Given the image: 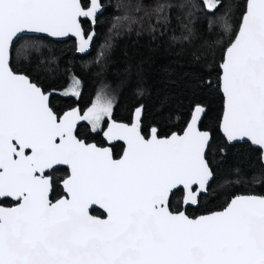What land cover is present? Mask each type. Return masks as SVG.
<instances>
[{
	"label": "snow or ice",
	"instance_id": "1",
	"mask_svg": "<svg viewBox=\"0 0 264 264\" xmlns=\"http://www.w3.org/2000/svg\"><path fill=\"white\" fill-rule=\"evenodd\" d=\"M200 3L215 17L208 20L209 31L216 24L233 33L231 0ZM129 7L143 15L125 16L127 27H142L146 17H154L152 32L170 23L172 9L184 13V40L200 11L192 0H164L154 7L136 0ZM100 8V0L87 5L0 0V198L16 201L0 207V264H264V195H236L221 211L196 217L171 207L177 195L187 206L210 192L214 169L206 150L211 133L198 126L206 111L202 105L194 106L182 134L167 137L156 128L149 138L141 133L143 105L131 125L113 121L105 136L127 144L114 159L110 148L86 143L77 133L81 121L96 130L110 119L111 99L98 93L83 114L73 108L61 116L50 105L52 93L14 70L15 43L28 32L72 34L78 51H86L94 33L86 34L81 18L94 23ZM21 53L26 60L32 56L25 45L17 50ZM221 68L223 132L229 142L248 138L259 146L264 164V0H246ZM79 85L73 74L68 93L78 96ZM61 165L69 171L61 178L65 195L57 199L55 173ZM235 173L229 183L244 179L239 168ZM258 176L264 178V169L252 179ZM94 205L106 210V218L90 213Z\"/></svg>",
	"mask_w": 264,
	"mask_h": 264
},
{
	"label": "trees",
	"instance_id": "2",
	"mask_svg": "<svg viewBox=\"0 0 264 264\" xmlns=\"http://www.w3.org/2000/svg\"><path fill=\"white\" fill-rule=\"evenodd\" d=\"M136 0H102L105 7L93 27L84 21L85 31L93 28L96 38L91 52L86 56L76 53L73 38L55 41L43 36H24L15 44L12 66L15 71L30 75L45 91L58 93L68 88L73 74L80 81L79 95L55 96L50 104L58 114L73 108L83 114L95 102L98 93H103L113 102V121L132 122L134 113L143 105L142 132L148 137L156 128L160 136L181 133L186 127L195 105H202L206 114L202 129L213 136L207 158L214 169V180L208 195L200 198L197 207L187 208V213L196 217L201 214L223 209L236 195H264V178L253 180V173L259 174L264 165L259 160L260 150L249 143L229 144L222 136L220 123L224 110V96L221 91V64L226 47L238 31L241 16L246 9V0H231L233 7V33L226 34L214 24L209 31L211 13L203 10L200 0H192L200 7L193 17L192 34L187 33L182 23L184 13L177 9L171 11L169 24L157 25V31L149 29V23L156 24L153 17H147L142 27L129 29L125 16L143 15L136 13L130 4ZM146 7H154L164 0H143ZM87 5L88 1L83 0ZM228 4H225V8ZM225 9L218 10V14ZM181 19H177V16ZM120 18L118 21L117 18ZM116 24L117 28H113ZM219 41V43H217ZM42 43L47 49H30L32 56L18 63L17 50L21 45ZM104 55L101 56L100 54ZM99 60V63H97ZM53 61V63H51ZM81 138L105 144L100 134H94L86 125L79 133ZM120 145L114 147L119 154ZM223 148L224 152L220 149ZM239 168L244 179L236 184L235 170ZM13 205L10 200L2 202ZM173 209L182 210L179 195L172 201ZM94 213L102 215L100 210Z\"/></svg>",
	"mask_w": 264,
	"mask_h": 264
},
{
	"label": "water",
	"instance_id": "3",
	"mask_svg": "<svg viewBox=\"0 0 264 264\" xmlns=\"http://www.w3.org/2000/svg\"><path fill=\"white\" fill-rule=\"evenodd\" d=\"M88 2H89V0H87ZM100 2H101V8H100V10L98 11V13H97V17H96V20H95V22L93 23L90 19H88V18H81V24H82V26H83V22L84 21H89L90 23H91V25L94 27L96 24H97V20H98V17L103 13V11H104V9H105V7L103 6V4H102V0H100ZM81 3L83 4V0H81ZM83 28H84V26H83ZM84 30H85V28H84ZM86 32V31H85ZM89 33H94V35H93V39H92V41H91V44H90V47L86 50V51H84V52H80V51H78V47H79V42H78V38L75 36V35H72V34H70L69 36H67V37H51V36H49L48 34H45V33H35V32H28V33H26V34H22L21 36H20V38L21 37H24V36H43V37H48V38H50V39H52V40H55V41H64V40H69V39H71V38H73L74 40H75V42H76V53L79 55V56H86V55H88L90 52H91V50H92V46H93V43H94V41H95V38H96V31H95V29L93 28ZM86 34H87V32H86ZM18 42V40L16 41V43ZM15 43V44H16ZM223 63V62H222ZM11 64H12V58H11ZM222 65V64H221ZM24 74V73H23ZM221 76H222V68H221ZM221 91H222V93H223V90H222V82H221ZM50 93H52L51 94V96H50V101H51V98H52V96L55 94V91H50ZM223 96H224V93H223ZM224 105H225V97H224ZM70 111V110H69ZM67 112V111H66ZM205 114H206V111H205V113L202 115V117H201V121H200V123H199V128L202 130V131H208V130H203L202 129V127H201V125H202V122H203V119H204V117H205ZM223 114H224V110H223ZM142 116H143V113H142V115H141V119H140V125H141V133L143 134V132H142ZM134 120H135V113H134V116H133V120H132V122L131 123H127V122H122V121H114V122H116V123H122V124H128V125H131L133 122H134ZM190 120H191V116H190V119H189V121L188 122H190ZM82 122V121H81ZM81 122L78 124V127H79V125L81 124ZM113 121H111L109 124H108V126H107V128H106V130H105V132L108 130V127L111 125V123H112ZM222 122H223V115H222V119H221V123H220V131H221V134H222V136L226 139V141L229 143V144H237V143H249V144H251L254 148H257V149H259L260 151H261V149H260V147L259 146H256V145H254L248 138H243L242 140H238V141H231V142H229L228 140H227V137H226V135H225V133L223 132V129H222ZM188 124V123H187ZM78 127H77V130H78ZM186 127H187V125H186ZM186 127L184 128V130L186 129ZM183 130V131H184ZM183 131L181 132V133H179V132H174V133H179V134H182L183 133ZM104 132V133H105ZM210 132V131H209ZM211 133V132H210ZM173 134V133H172ZM144 135V134H143ZM159 135V134H158ZM145 136V135H144ZM150 136V135H149ZM149 136L148 137H146L145 136V138H149ZM160 136V135H159ZM104 137H105V139L107 140V146H105V147H103V148H110L111 149V151H112V153H113V148H112V146L113 145H115L116 143H123L124 144V150H123V152L126 150V147H127V144H126V142L125 141H123V140H109L106 136H105V134H104ZM160 137H167V136H160ZM86 142V141H85ZM212 142H213V136H212V134H211V140H210V142H209V147H208V149L206 150V157H207V155H208V152H209V149H210V146H211V144H212ZM87 143V142H86ZM91 144V143H90ZM95 144V143H94ZM97 147H99V146H97ZM102 148V147H101ZM123 155V154H122ZM121 155V156H122ZM113 158L114 159H116L115 157H114V153H113ZM119 159V158H118ZM264 165V164H263ZM61 166H63V167H67V166H64V165H61ZM61 166H57V167H61ZM213 180H214V178L210 181V185L212 184V182H213ZM242 195H248V194H242ZM4 199H6V198H0V207H8V206H5V205H3V204H1L2 203V201L4 200ZM8 199H11V200H13L15 203H16V201L14 200V198H8ZM200 201V200H199ZM230 202V201H229ZM199 205V203L197 204V205H183L182 204V206H183V209H182V211H185L186 212V214H188L187 213V208H189V207H197ZM227 206V205H226ZM225 206V207H226ZM95 209H97V210H100V211H102L105 215L104 216H99V217H101V218H106V210H104L100 205H94V206H92V208H90V213L92 214V215H94L93 213H92V211L93 210H95ZM222 210V209H221ZM221 210H216V211H221ZM210 213V212H209ZM205 214H208V213H205ZM205 214H201V215H205ZM189 215V214H188ZM95 216H98V215H95ZM200 216V215H199ZM192 217V216H191Z\"/></svg>",
	"mask_w": 264,
	"mask_h": 264
},
{
	"label": "flooded vegetation",
	"instance_id": "4",
	"mask_svg": "<svg viewBox=\"0 0 264 264\" xmlns=\"http://www.w3.org/2000/svg\"><path fill=\"white\" fill-rule=\"evenodd\" d=\"M50 91H55V94L52 96V98H51V100L55 97V96H62V97H65V96H67V97H69L70 95H67L66 93H65V90H63V91H61L60 93H58L56 90H49V91H46V92H50ZM51 102V101H50ZM51 105V104H50ZM66 111H68V110H65L64 112H62V113H60V114H58V115H63V113H65ZM82 114V113H81ZM111 121H113V118H112V115H111V118L109 119V118H106L105 119V121L102 123V126H101V129H98V130H93L92 129V127H91V124L89 123V122H87V121H82L81 122V124L79 125V127H78V130H77V133H78V136H79V133H80V131H81V128L83 127V126H88L89 128H90V131L92 132V133H94V134H100L101 136H102V139L104 140V142H105V144H102V145H100V144H98L97 142H94V141H87L85 138H81V136H79V138L80 139H83L84 141H86L87 143H95L97 146H99V147H105V146H107V140L105 139V137H104V132H105V130H106V128H107V126H108V124L111 122ZM127 123H130V122H127ZM118 145H120L121 146V148L119 149V154L117 155V156H115V154H114V157L116 158V159H118V158H120L121 157V155L123 154V150H124V144L123 143H116L115 145H113L112 146V148H113V153H114V147L115 146H118ZM57 172L55 173V176H56V180H57V183H56V185L54 186L55 187V192L53 193V197L54 198H61V197H63L64 195H65V190H64V188H63V184H62V179L61 178H63V177H65L66 176V174H67V172L69 171V169H68V167H63V166H61V167H57ZM4 200H10V201H12L13 202V205H6V206H8V207H13V206H15V202L13 201V200H11V199H8V198H6V199H4ZM3 200V201H4ZM2 201V202H3ZM1 204H3V203H1ZM4 205V204H3ZM95 210H97V209H95ZM95 210H93L92 211V213L94 214V215H97L96 213H94V211ZM102 212V211H101ZM105 214L102 212V215H98V216H104Z\"/></svg>",
	"mask_w": 264,
	"mask_h": 264
},
{
	"label": "rangeland",
	"instance_id": "5",
	"mask_svg": "<svg viewBox=\"0 0 264 264\" xmlns=\"http://www.w3.org/2000/svg\"><path fill=\"white\" fill-rule=\"evenodd\" d=\"M179 22V26L180 27H183V23L181 22V20H179L178 21ZM127 25V24H126ZM25 46H27L29 49H34V48H36V49H41V48H44V49H47V46H45L44 44H42V43H30V45L28 46V44L26 43L25 44ZM47 50H49V49H47ZM24 58H23V53H21V55H20V57H19V59H18V63H20V61L21 60H23ZM51 63H53V61H51ZM72 86V82H71V84L68 86V88L67 89H65V93H68V89L70 88ZM79 91H80V85H79ZM67 95H73V94H70V93H68ZM112 104H113V102H112ZM102 126V125H101ZM98 129H101V127H99V128H97L96 130H98Z\"/></svg>",
	"mask_w": 264,
	"mask_h": 264
}]
</instances>
